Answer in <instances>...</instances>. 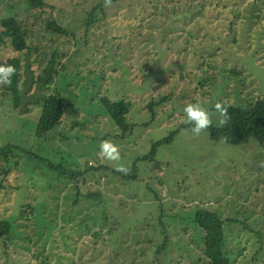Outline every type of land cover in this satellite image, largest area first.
<instances>
[{
  "label": "rangeland",
  "instance_id": "1",
  "mask_svg": "<svg viewBox=\"0 0 264 264\" xmlns=\"http://www.w3.org/2000/svg\"><path fill=\"white\" fill-rule=\"evenodd\" d=\"M45 2L29 10L0 0V31L15 14L29 26L32 47L27 57L0 45V65L19 57L23 66L20 108L0 86V149L23 150L8 178L0 177V223L14 227L0 242V264H114L115 252L121 264H204L203 235L191 217L197 209L252 228L229 226L227 252L233 264H264V145L256 140L214 142L207 130L194 136L185 129L154 161L137 165V181L112 172L117 163L131 170L169 138L185 123L188 103H200L211 126L222 128L217 102L246 108L264 98V0H119L102 10V0ZM48 21L69 35L49 33ZM54 53L57 75L44 92L33 82ZM47 94L62 97L65 115L39 139V98ZM105 98L132 104L127 134L107 114ZM102 140L119 146V162L99 156ZM92 167L100 171L83 174ZM166 236L168 249L158 256Z\"/></svg>",
  "mask_w": 264,
  "mask_h": 264
},
{
  "label": "trees",
  "instance_id": "2",
  "mask_svg": "<svg viewBox=\"0 0 264 264\" xmlns=\"http://www.w3.org/2000/svg\"><path fill=\"white\" fill-rule=\"evenodd\" d=\"M8 1L11 4H13L12 2L15 1L21 2L26 5L29 10H43L47 7L45 0ZM118 1L119 0H112V4L117 3ZM15 6L13 4L12 8L15 9ZM103 6L104 0H102V4L98 7V10H102ZM95 11H97V9ZM95 11H93V13L90 15L91 18H94ZM14 15L15 14L9 15L1 21L2 30L0 31V45L10 47L11 49H13V51L18 54L27 52V57H29L32 52V47L29 44L30 28L28 25L22 24L19 21V18ZM92 22L93 20L87 25L92 24ZM46 25L47 31L49 33L55 34L60 37H67L69 35V31L66 28L57 24L55 21H48ZM56 56L57 53H54L52 60L50 61L48 67L45 70L44 76L39 77L36 80V83L33 82L37 87L42 86L44 88V92L49 91L51 89V83L55 78L54 76L57 75V70H55L57 58ZM5 65H13L16 68V73L12 77L11 86H3V90L12 98L13 102L15 103V107L20 108L21 93L23 87L21 84L23 76L22 62L19 57H15L14 59L9 60ZM26 69L27 74L28 72H32V67L29 60H27ZM164 102L165 101L156 104H150V111L154 113L155 108H157V106H159L160 104H164ZM39 103L41 106V116L38 121V126L35 132L36 137L42 139L46 138L49 134L55 132L61 126L65 115L66 107L62 97L58 94L44 95L43 97L39 98ZM102 103L107 114L111 117L117 128L121 130L122 134H127L133 128V126L129 124L128 119L132 104L125 100L112 102L107 98L103 99ZM223 104L226 108H228L230 120L228 122V125H226L225 127L215 128L213 126H210L207 129L210 134L211 140L214 142L230 143L232 139L238 138L242 142L248 143L251 139H254L260 144L264 145V98H257L255 101L248 104L246 108L230 106L225 103ZM190 127L191 125L184 123L181 127L177 128L176 131L172 133L169 138L154 143L150 154L146 157L139 158L133 164L132 169L127 175L114 170L112 171L113 175L121 177L124 182L137 181L139 179V170L137 165L142 161H154L157 157L158 149L161 146L169 145L178 133L185 129L190 130ZM225 137H227L226 141L224 139ZM16 152H23V150H21V147L17 145H8L0 149V162L3 163V165L1 166L2 172L0 173V177L1 175H3L4 178H8V176L10 175V165ZM27 154L31 156L30 153ZM50 167L54 170L60 169L66 177H73L74 172H70L68 169L66 170L61 166L59 167L52 164H50ZM86 169V172L83 174L88 173L89 176L92 174L93 170L94 173L100 171V169L93 167L90 169ZM82 177H84V175H82ZM3 189L4 185L3 182L0 180V192ZM101 197L102 195L88 196V198L90 199H101ZM164 217L165 216L161 217L160 220ZM191 217L192 221H194V225L198 228L197 230L200 231L203 235L201 261L204 264H233L232 258L227 252L226 234L227 228H229V226H233L236 228H238L237 226H241L243 231L249 232L251 234L255 233V231L249 226H247L244 222L224 219L222 215L219 214L217 211L215 212L206 209H197ZM105 220L106 222H109V219L106 217ZM118 228H113L112 232H117L119 230ZM13 230V223L6 221L0 223V242L5 243L6 241L10 240V237L13 234ZM166 232L167 230L164 229L165 234ZM261 237L262 236L259 234V238ZM169 241L170 239L166 236L164 244L157 249L156 254L158 256L168 249ZM119 254V252H115V258L113 259L114 264H121L119 258H122V255L119 256Z\"/></svg>",
  "mask_w": 264,
  "mask_h": 264
},
{
  "label": "clouds",
  "instance_id": "3",
  "mask_svg": "<svg viewBox=\"0 0 264 264\" xmlns=\"http://www.w3.org/2000/svg\"><path fill=\"white\" fill-rule=\"evenodd\" d=\"M112 0H104V6L109 7ZM16 73V68L13 65H0V86H11L12 77ZM215 111L219 114L218 124L220 127L228 125L230 116L228 108L222 102L215 104ZM183 112L185 114L184 122L191 125L190 132L194 136H199L203 131L207 130L212 125V119L208 110L200 103H188ZM225 141L227 137L224 138ZM99 156L110 162H119L121 160L120 148L110 140H102L100 143ZM115 171L127 175L130 169L124 164L117 163Z\"/></svg>",
  "mask_w": 264,
  "mask_h": 264
}]
</instances>
